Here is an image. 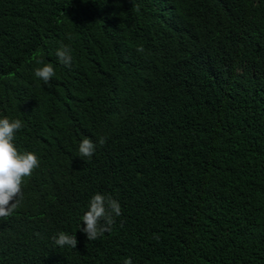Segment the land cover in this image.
<instances>
[{
	"label": "trees",
	"instance_id": "trees-1",
	"mask_svg": "<svg viewBox=\"0 0 264 264\" xmlns=\"http://www.w3.org/2000/svg\"><path fill=\"white\" fill-rule=\"evenodd\" d=\"M4 116L40 166L0 219V264H264V0H0ZM97 192L123 214L87 240Z\"/></svg>",
	"mask_w": 264,
	"mask_h": 264
},
{
	"label": "clouds",
	"instance_id": "clouds-1",
	"mask_svg": "<svg viewBox=\"0 0 264 264\" xmlns=\"http://www.w3.org/2000/svg\"><path fill=\"white\" fill-rule=\"evenodd\" d=\"M71 39V36H69ZM137 52L143 53L142 46L137 47ZM56 58L59 63L71 67L73 63L72 49L68 45L61 44L56 50ZM42 66L34 70V76L49 84L56 71L51 63L37 61ZM21 119H10L7 116L0 118V219L12 215L24 198L23 183L25 177H30L33 171L40 166V159L32 151L21 152L16 144V134L24 127ZM100 146L106 143V137L98 140ZM97 149V143L90 138H84L79 144L78 155L90 161ZM120 202L111 195L95 193L89 201L88 210L81 217L84 227L79 230L86 234L87 240H97L105 233H109L115 224V218L121 216ZM38 235V234H37ZM157 239L159 237H156ZM54 244L60 248H77L76 235H70L64 231L53 237ZM124 264H133L131 258H126Z\"/></svg>",
	"mask_w": 264,
	"mask_h": 264
}]
</instances>
